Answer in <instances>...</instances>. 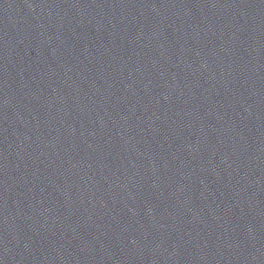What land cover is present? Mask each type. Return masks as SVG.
<instances>
[{
    "label": "water",
    "instance_id": "water-1",
    "mask_svg": "<svg viewBox=\"0 0 264 264\" xmlns=\"http://www.w3.org/2000/svg\"><path fill=\"white\" fill-rule=\"evenodd\" d=\"M0 264H264V0H0Z\"/></svg>",
    "mask_w": 264,
    "mask_h": 264
}]
</instances>
